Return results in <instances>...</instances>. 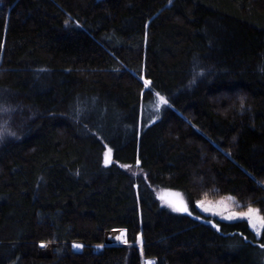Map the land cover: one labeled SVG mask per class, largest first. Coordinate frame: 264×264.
I'll use <instances>...</instances> for the list:
<instances>
[{
  "label": "trees",
  "instance_id": "16d2710c",
  "mask_svg": "<svg viewBox=\"0 0 264 264\" xmlns=\"http://www.w3.org/2000/svg\"><path fill=\"white\" fill-rule=\"evenodd\" d=\"M0 110V264H264V0H0Z\"/></svg>",
  "mask_w": 264,
  "mask_h": 264
},
{
  "label": "rangeland",
  "instance_id": "374dc122",
  "mask_svg": "<svg viewBox=\"0 0 264 264\" xmlns=\"http://www.w3.org/2000/svg\"><path fill=\"white\" fill-rule=\"evenodd\" d=\"M159 106H160V103H157L156 108H158ZM1 112L2 113H1V119H0V137H1V135H5V134H8L9 136L12 137L13 132H10V130L4 129V128H7V129L11 128V125H10L11 120L7 119V114H9L10 112L9 111H1ZM132 172L139 174V172L136 169H134V171H132ZM156 197L159 200L162 207H164V208H166L172 212L183 213V214L189 213L188 203L186 201L184 194L181 192L157 190L156 191ZM195 205H196V208L203 215L210 216L212 219H218V220L226 221V222L246 221V220H238V219L229 220L226 218L228 216L233 215L234 213L235 214H241V213L247 212V210H248V209L243 208V206H241L232 197L204 198L202 200H199ZM183 206L187 207V211L176 210L177 208H181ZM246 222H248V221H246ZM251 230H252V228H251ZM260 235H257V237H260ZM126 240H127V236H126ZM125 244L126 243L121 242V243H116V244L112 243L109 245L119 246V245H125ZM106 245H108V244L106 243Z\"/></svg>",
  "mask_w": 264,
  "mask_h": 264
},
{
  "label": "snow or ice",
  "instance_id": "6c2138e0",
  "mask_svg": "<svg viewBox=\"0 0 264 264\" xmlns=\"http://www.w3.org/2000/svg\"><path fill=\"white\" fill-rule=\"evenodd\" d=\"M170 2H171V0H170ZM150 84H151V81L145 80V86H148ZM156 95L159 97V101L162 104H165V105L168 104V101L165 97L160 96L159 93H157ZM111 152H112V149L109 148L107 150V153L105 154V163L106 164L109 162L108 156L111 154ZM122 167H126V166L122 165ZM176 210L187 211V207L183 206L181 208H177ZM189 214H191V213H189ZM226 218L229 220H232V219L246 220V221H248L250 227L252 228V230L254 231V233L256 235H260L261 233H264V216H261L259 214V210H257V209L249 207L247 212H245V213H241V214H235L234 213L233 215L228 216ZM125 232H126V230H125ZM127 242H128L127 240H124V243H127ZM41 246L43 247L44 245H41ZM74 247L82 248L83 246L82 245H74ZM101 247H103V245H101ZM261 247H264V245H261ZM148 264H152V262H148Z\"/></svg>",
  "mask_w": 264,
  "mask_h": 264
},
{
  "label": "bare ground",
  "instance_id": "6f19581e",
  "mask_svg": "<svg viewBox=\"0 0 264 264\" xmlns=\"http://www.w3.org/2000/svg\"><path fill=\"white\" fill-rule=\"evenodd\" d=\"M106 241L107 243L109 244H112V243H123L124 240H126V237H125V232L124 231H114V232H110L106 235Z\"/></svg>",
  "mask_w": 264,
  "mask_h": 264
},
{
  "label": "water",
  "instance_id": "95a60500",
  "mask_svg": "<svg viewBox=\"0 0 264 264\" xmlns=\"http://www.w3.org/2000/svg\"><path fill=\"white\" fill-rule=\"evenodd\" d=\"M109 162H111V160L109 161ZM125 232V231H124ZM127 236V233L125 232V237ZM107 243V242H106ZM108 245H109V243H107Z\"/></svg>",
  "mask_w": 264,
  "mask_h": 264
}]
</instances>
